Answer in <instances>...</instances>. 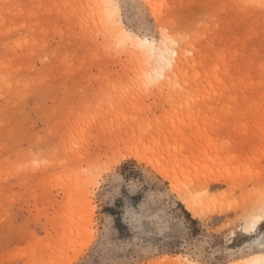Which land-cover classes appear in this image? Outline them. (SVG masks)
Masks as SVG:
<instances>
[{
	"label": "rangeland",
	"instance_id": "374dc122",
	"mask_svg": "<svg viewBox=\"0 0 264 264\" xmlns=\"http://www.w3.org/2000/svg\"><path fill=\"white\" fill-rule=\"evenodd\" d=\"M92 1L0 0V264L260 254L264 222L242 225L264 203L262 0H109L126 31L167 30L200 61L170 89L137 78Z\"/></svg>",
	"mask_w": 264,
	"mask_h": 264
},
{
	"label": "bare ground",
	"instance_id": "6f19581e",
	"mask_svg": "<svg viewBox=\"0 0 264 264\" xmlns=\"http://www.w3.org/2000/svg\"><path fill=\"white\" fill-rule=\"evenodd\" d=\"M147 3L148 5H152L153 2L152 0H147ZM92 4L98 6L97 10H98L99 18L104 24L109 26L110 34L112 35L113 38L116 39L114 41V44H119V46L124 47L122 51H124V54L131 62L132 67L134 68L133 71L137 75V78L145 77L147 75H154L155 79L157 80L156 82L161 88L164 87L169 88L170 84L168 82V79H171L172 76L178 75L180 73L184 75L188 72L189 74V69H191L192 67H196L199 64L200 61H198L197 58L195 59L188 58L184 55L181 48L174 47L175 41H170L164 44L161 43V38H160L159 41L157 42L155 41V48H153L151 44L146 46H138L136 42H129L126 36V33H128V31H126L121 26V24L119 22H116L115 20L114 14H116V11L113 9L114 8L113 4H111L109 0H107V2H105V0H95L92 1ZM170 52L172 54H170ZM218 63L217 65H213V66L207 64V66H205L206 72L211 74L217 73L220 70ZM199 73H200L199 71L192 73L190 78H188V82L192 81V84L196 85L195 83L199 81V76H200ZM148 80L149 79H147V81ZM188 91H190V87H188ZM191 97L188 98L190 101H191ZM197 119L198 117L195 116L194 119L192 120V124L197 123L196 122ZM258 125L264 126V120L259 121ZM205 131L206 129L199 130L198 135H203ZM130 155L133 156V154ZM158 172L165 179L172 181V177L164 170L158 169ZM180 199L181 202H183V204L185 205L186 209L191 213L193 217L196 218L200 216L199 207L194 202L192 197H189L188 195L185 196L182 195V198ZM260 207L261 204L258 205V207L256 206L254 211H250L247 215L243 217L244 224L242 225V231L244 233H248L245 231V228L247 227L249 217L254 213L258 212ZM259 224L260 223L257 224V227ZM80 253H82V251L74 255L71 259L66 260L61 264H71L77 259ZM163 261L164 262L166 261L168 263L173 262L175 264H179L180 256H176L174 258L165 257ZM184 264H194V263L184 259Z\"/></svg>",
	"mask_w": 264,
	"mask_h": 264
},
{
	"label": "snow or ice",
	"instance_id": "6c2138e0",
	"mask_svg": "<svg viewBox=\"0 0 264 264\" xmlns=\"http://www.w3.org/2000/svg\"><path fill=\"white\" fill-rule=\"evenodd\" d=\"M262 5H264V0H262ZM116 9H119V5H114ZM127 40L129 42H136L138 46H146L151 44L153 48H155V38L149 39L148 34L144 33L143 35L135 33V32H128L126 33ZM170 41H174V37H171L167 30H162L161 32V43H168ZM264 222V203L261 204L259 211L254 213L249 217L247 227L245 231L248 233H252L256 231L257 224ZM81 264H87V261H81ZM238 264H264V243H262V250L260 255L255 256L249 254V258L241 259L238 261Z\"/></svg>",
	"mask_w": 264,
	"mask_h": 264
}]
</instances>
